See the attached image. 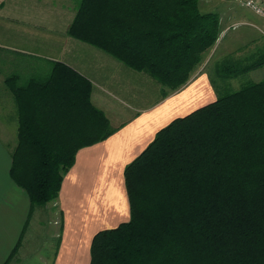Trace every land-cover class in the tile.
Segmentation results:
<instances>
[{
    "label": "trees",
    "instance_id": "obj_1",
    "mask_svg": "<svg viewBox=\"0 0 264 264\" xmlns=\"http://www.w3.org/2000/svg\"><path fill=\"white\" fill-rule=\"evenodd\" d=\"M199 2L77 0L67 35L175 91L221 32L218 13ZM258 67L264 52L209 66L217 98L160 128L126 165L129 218L94 234L90 264H264V77L246 78ZM4 83L18 120L10 177L40 206L57 198L77 151L114 128L91 81L64 62Z\"/></svg>",
    "mask_w": 264,
    "mask_h": 264
},
{
    "label": "crops",
    "instance_id": "obj_2",
    "mask_svg": "<svg viewBox=\"0 0 264 264\" xmlns=\"http://www.w3.org/2000/svg\"><path fill=\"white\" fill-rule=\"evenodd\" d=\"M60 1L0 0V48L19 53L14 58L10 56L14 61L10 73L19 75L20 81L26 64L31 68L28 77L47 74L55 61L73 67L91 81L94 105L108 115L110 122H115L108 137L77 151L73 165L64 174L53 205L60 217L54 252L50 260L40 255L42 264H90L94 234L129 218L123 174L126 165L145 149L160 128L215 100L217 94L210 81L209 66H200L185 85L165 93L162 85L147 72L127 69L108 57L90 65L87 58L99 54L67 35L76 8L74 3L71 7L60 6ZM218 15L221 32L206 53L211 57L210 65L225 55L240 58L264 52L263 18L253 22L233 9ZM230 28L233 32L226 36ZM13 35L22 45H32L35 49L9 45L7 38ZM220 47L223 49L218 53ZM11 74L0 75V264L10 258L14 249L8 264H20L19 252L32 224L31 218H39L43 207L49 210L45 216L53 217L52 205L32 206L26 191L10 177L18 127L16 104L4 83ZM263 77L262 67L246 74L252 81ZM122 99L127 101L126 107ZM109 110L115 113L113 119Z\"/></svg>",
    "mask_w": 264,
    "mask_h": 264
},
{
    "label": "rangeland",
    "instance_id": "obj_3",
    "mask_svg": "<svg viewBox=\"0 0 264 264\" xmlns=\"http://www.w3.org/2000/svg\"><path fill=\"white\" fill-rule=\"evenodd\" d=\"M76 2H77V0H72V3H71V0H61L59 5L61 6L64 4V5H69L71 7L74 3L73 6L76 7ZM199 6H200L201 11H213V12L219 13L220 15L227 12L228 9H233L235 11H241L242 14H244L249 20H252L253 22H258V20L260 18H263V17L256 15L249 8L241 6L240 0H200ZM232 32H233V29L230 28L227 31L226 36L228 34H231ZM13 36H15V37L10 36L9 38H7V39H9V41H8L9 45L15 46V48L20 47V48H30L32 50L35 49V47L32 45H30V46L22 45L20 43L21 41H19V39L16 37V35H13ZM225 40H226V37L223 39V45H225ZM80 42H82V41H80ZM80 42H78V43H80ZM81 44L87 45L90 49H92V52L99 54L98 56L97 55H93V56L91 55L90 58H87V59H89L90 65L98 64V60L101 57H108L109 59H113L114 61H118L113 56L109 55L108 53L102 51L101 49H99L97 47H94L88 43L85 44V42H82ZM9 45L6 44L5 46L8 47ZM222 49L220 47L218 53H221ZM37 50H41V49L37 48ZM0 53L2 55V56H0V75L4 76L8 73L11 74L10 72L13 70L11 65L13 64L12 62H14L12 59L14 57L18 56L19 53L16 51L10 50L8 48L7 49L6 48H0ZM21 55L23 56V54H21ZM10 56H12L13 58ZM210 58L211 57L205 55L204 60L200 66L201 67L210 66V61H211ZM118 62H120V61H118ZM120 63H122V62H120ZM26 66L27 67L25 69H23L24 71L21 72L22 80L23 79L25 80L30 74L29 71L31 68H29L28 64H26ZM124 66L127 67L126 65H124ZM127 69H129V67H127ZM208 73L210 74L209 68H208ZM251 79L254 80L252 77H251ZM230 82H231L230 85L227 86L230 90L236 89L239 87L238 80H231ZM162 87H163L165 93L173 92L172 90L165 88L163 85H162ZM220 88H221V92H223V87H220ZM0 94L2 95V90L0 91ZM216 94L218 95L219 93L216 92ZM126 104H127V101L123 100V104H122L123 107H126ZM110 112H111V110H109V113ZM104 114H105V112H104ZM111 114L112 113H110V115ZM114 114L111 115L112 119H113ZM105 115L108 118V115L107 114H105ZM108 120H109V118H108ZM109 123H110V126L113 128L112 123H115V122H110V120H109ZM55 199L56 198L49 200L48 202H46L45 204L40 205V206H45V207L46 206L50 207L49 205L53 206V205H55ZM54 208H55V206L52 207L53 217H51V219L49 217L45 216L47 214V211H49V210L44 208V207L42 208V210H43L42 215H41V212L39 211L40 212L38 214V216H40L39 218L38 217H34V219L31 218L32 224L29 225V227L26 231L25 240H24L25 242L23 243V247L21 248V250L19 252L20 264H42V260H41L40 255H43L46 259H49V260L52 257L53 252H54V244L56 243V236H58L57 233L55 234V231L60 226L59 212L56 211V209H54ZM38 220H40V223ZM33 221L34 222L36 221V224H34ZM54 235H55V237H54Z\"/></svg>",
    "mask_w": 264,
    "mask_h": 264
},
{
    "label": "built area",
    "instance_id": "obj_4",
    "mask_svg": "<svg viewBox=\"0 0 264 264\" xmlns=\"http://www.w3.org/2000/svg\"><path fill=\"white\" fill-rule=\"evenodd\" d=\"M240 4L264 18V0H240Z\"/></svg>",
    "mask_w": 264,
    "mask_h": 264
}]
</instances>
